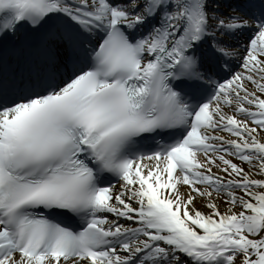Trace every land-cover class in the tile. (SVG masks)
Returning <instances> with one entry per match:
<instances>
[{
	"label": "bare ground",
	"instance_id": "1",
	"mask_svg": "<svg viewBox=\"0 0 264 264\" xmlns=\"http://www.w3.org/2000/svg\"><path fill=\"white\" fill-rule=\"evenodd\" d=\"M64 1L53 0L59 15L80 30L94 28L96 20L110 24L139 17L144 2L120 0L111 6L108 0H83L86 14L77 16L59 5ZM216 2L207 9L206 21L209 31L221 36L239 21L232 18V7L223 10L224 3ZM235 52L240 58L235 72L219 86L213 103L198 114L203 125L189 134L188 140L200 151L182 145L172 158L135 162L108 193L109 207L126 210L120 227L143 224L141 211L154 198L171 206L178 218L170 230L132 232L131 242L116 253L114 261L148 247L143 256L152 253L154 258L148 264H173L180 258L184 264H195L197 256L202 260L216 257L219 264H264V26L243 51L236 47ZM192 233L209 243L205 251L191 240ZM228 248L236 252L233 263L220 257ZM193 252L197 255L190 256ZM0 264L79 263L12 256Z\"/></svg>",
	"mask_w": 264,
	"mask_h": 264
},
{
	"label": "rangeland",
	"instance_id": "2",
	"mask_svg": "<svg viewBox=\"0 0 264 264\" xmlns=\"http://www.w3.org/2000/svg\"><path fill=\"white\" fill-rule=\"evenodd\" d=\"M82 3H83V0H69L68 3L67 2L62 3V5L67 7V8H72V9H75L77 11H82V8H81V6L83 5ZM235 258H236V254L232 253L230 255V260H228V262L233 263Z\"/></svg>",
	"mask_w": 264,
	"mask_h": 264
}]
</instances>
